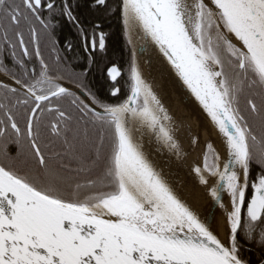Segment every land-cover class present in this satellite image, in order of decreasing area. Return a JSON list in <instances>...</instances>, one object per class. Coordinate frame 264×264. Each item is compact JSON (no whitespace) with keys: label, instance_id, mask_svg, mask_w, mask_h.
I'll list each match as a JSON object with an SVG mask.
<instances>
[{"label":"snow or ice","instance_id":"obj_1","mask_svg":"<svg viewBox=\"0 0 264 264\" xmlns=\"http://www.w3.org/2000/svg\"><path fill=\"white\" fill-rule=\"evenodd\" d=\"M84 12L118 20L126 67ZM142 60L221 138L187 192ZM0 264H264V0H0Z\"/></svg>","mask_w":264,"mask_h":264},{"label":"bare ground","instance_id":"obj_2","mask_svg":"<svg viewBox=\"0 0 264 264\" xmlns=\"http://www.w3.org/2000/svg\"><path fill=\"white\" fill-rule=\"evenodd\" d=\"M142 68L145 76L153 83L155 90L162 98L169 113L173 116L182 141L183 152L180 161L173 160L170 156H157V162L165 167L166 171L169 170L170 165L171 173L175 177L177 184L187 192L195 183L190 177L189 169L198 162L202 163V152L205 143L212 141L219 148L221 138L217 135L206 114L198 108L194 101H191L178 90L173 78L168 73L162 72L158 63H152L151 73L145 65H142ZM197 135L200 137L199 146L190 148V139ZM186 182L189 185V189L184 188ZM211 183L212 181L210 180ZM195 194L197 202L203 210L209 205L210 201L204 195L202 189H195ZM222 215V210L218 211L217 219H221Z\"/></svg>","mask_w":264,"mask_h":264},{"label":"trees","instance_id":"obj_3","mask_svg":"<svg viewBox=\"0 0 264 264\" xmlns=\"http://www.w3.org/2000/svg\"><path fill=\"white\" fill-rule=\"evenodd\" d=\"M84 16L90 20L91 19L102 20L104 23V30L112 33L109 39L108 53L104 62L115 61L119 63L121 66L126 67L127 50L124 46L122 37H120L119 35L120 25L118 20L115 17L105 18L103 14L89 15V13L87 12H84ZM57 34L60 36L61 40H64L65 38L74 39L75 37L74 29H72L71 26L69 25H65L61 29H58ZM68 55L70 57L72 56L71 53H69ZM100 67H103V63L100 65ZM76 70L79 71L80 70L79 67H77ZM89 80L93 84H96L97 82H100L102 80L101 72L99 71V69H93V72L89 77Z\"/></svg>","mask_w":264,"mask_h":264},{"label":"water","instance_id":"obj_4","mask_svg":"<svg viewBox=\"0 0 264 264\" xmlns=\"http://www.w3.org/2000/svg\"><path fill=\"white\" fill-rule=\"evenodd\" d=\"M142 65H145L146 66V68H147V70L151 73V71H152V64L150 65V64H148L147 62H145V61H143L142 60ZM184 95V94H183ZM217 214H218V211H216L215 213H214V215L217 217Z\"/></svg>","mask_w":264,"mask_h":264},{"label":"flooded vegetation","instance_id":"obj_5","mask_svg":"<svg viewBox=\"0 0 264 264\" xmlns=\"http://www.w3.org/2000/svg\"><path fill=\"white\" fill-rule=\"evenodd\" d=\"M43 51H44L45 56L47 57V56H48V51H47V49L44 48Z\"/></svg>","mask_w":264,"mask_h":264}]
</instances>
